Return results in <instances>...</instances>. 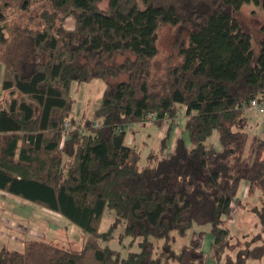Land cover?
I'll return each mask as SVG.
<instances>
[{
	"label": "trees",
	"instance_id": "obj_1",
	"mask_svg": "<svg viewBox=\"0 0 264 264\" xmlns=\"http://www.w3.org/2000/svg\"><path fill=\"white\" fill-rule=\"evenodd\" d=\"M38 1V28L19 31L4 65L0 190L57 214L83 239L79 250L38 239L22 252L0 247V264H220L241 183L264 192V138L247 156L245 115L251 99L264 100V37L255 55L237 18L245 4L264 12V0H107L105 12L102 0H0V23ZM165 25L188 36L179 61L154 72ZM93 80L103 83L99 104L78 121L73 87ZM182 109L188 145L179 139L167 155ZM148 115L164 130L140 167L127 127ZM106 211L113 222L100 232ZM205 225L207 256L187 236ZM121 228L119 240L138 247L125 257L109 246Z\"/></svg>",
	"mask_w": 264,
	"mask_h": 264
},
{
	"label": "rangeland",
	"instance_id": "obj_2",
	"mask_svg": "<svg viewBox=\"0 0 264 264\" xmlns=\"http://www.w3.org/2000/svg\"><path fill=\"white\" fill-rule=\"evenodd\" d=\"M44 7L45 5L38 1L33 3L32 8L28 12L19 11L15 8L6 11L9 15L8 19L0 23V68L6 64L8 58L13 57L19 41L24 39V35L19 31L24 28H38L37 16ZM99 7L105 12L107 0H102ZM31 18H33L32 22ZM237 18L241 28L250 34L253 51L257 55L259 50L258 40L264 37L263 10L254 4H245L237 14ZM73 21V18H68L66 23H64L65 27L68 28L70 24L73 26ZM157 36L156 47L158 54L153 60L154 72H158L162 67L171 66L179 61L176 55L177 47L181 40L187 38L188 32L182 25H165L158 28ZM102 90L103 83L100 80H93L90 83L73 87V97L76 101L74 112L78 121H82L91 115L93 109L99 104ZM178 114L179 117L176 118L175 122L177 134L179 133L178 129H180L178 126L179 121H181L180 118L183 117L182 110H179ZM252 123L253 125L255 124L254 119H252ZM127 128L126 144L133 146L139 151V166L143 167L147 164L148 153L157 151L164 128L160 129L151 123H135ZM248 130L247 132L250 131ZM211 141H216V139L213 137ZM252 144L253 137L250 135L247 145V156ZM167 152L169 151L167 150ZM236 201H239V204L233 205V211L235 208L236 211L228 219L229 235L220 264H264V192L257 189L251 197L246 198L244 196ZM30 206L38 209L39 213L28 212V215L32 217L28 220L31 225L28 228L30 230L27 231V239L47 240L62 248L79 250L83 235H81V231L75 225L67 224L66 226L65 221L57 214H51L45 209L41 211V208H37L34 204ZM40 213L44 214L43 217L39 215ZM112 218L113 216L110 212L106 211L104 213L99 227L100 232L107 230L108 226L113 222ZM121 231L122 228L116 230L114 238L109 242L110 248L120 252L122 257H125L129 251L137 252V242L130 245V238L119 240L118 234ZM194 235L196 239L198 238L202 241L201 250L204 249L208 245L206 237L210 236L209 225L193 226L188 232V240H193ZM12 248H14L12 250L22 252L24 244L20 245L18 241Z\"/></svg>",
	"mask_w": 264,
	"mask_h": 264
},
{
	"label": "crops",
	"instance_id": "obj_3",
	"mask_svg": "<svg viewBox=\"0 0 264 264\" xmlns=\"http://www.w3.org/2000/svg\"><path fill=\"white\" fill-rule=\"evenodd\" d=\"M74 22V21H73ZM66 23V21H65ZM65 26V25H64ZM67 30H72L74 28V23L73 26L72 24L69 25V27H65ZM4 67L2 66L0 68V102L3 99V93L1 91V82H2V78H3V72H4ZM184 110L182 109V112ZM245 115L247 117V130L249 128V135H252L253 137V143L255 142L256 139L259 138H264V118L261 117L260 115L256 114L254 111L252 110H246ZM252 119L255 120V124L253 125L252 123ZM181 121H179V133L177 134L176 132V128L174 126V128L172 129L171 133H170V137L169 140L167 142L168 145V151L167 154L171 155L174 152L176 143L179 139H182L184 141V143L186 145H188V137L187 134L185 132H183L182 128H183V123H184V118H180ZM181 131V133H180ZM214 138L216 139V137L214 136ZM213 146L217 149L220 150V146L216 141H213ZM250 153V152H249ZM248 190V184L247 182L243 181L240 185V187L238 188L237 191V195H236V199L233 203V205L239 204V201H236L237 199L240 200L242 199L244 196H246V198L251 197L252 195L247 193ZM240 191V192H239ZM239 193L240 196H239ZM30 203L12 196L10 194H7L3 191L0 190V247H6L10 250L14 249L12 247H14L17 242H20V245L25 244V242L29 241L30 239H27L26 235H27V231L30 230L28 229L31 225L30 222H28V220L32 217L28 215V212L30 211L31 213H39L38 209H34V207H31L29 205ZM243 204V203H240ZM245 204V202H244ZM36 206V205H34ZM37 207V206H36ZM38 208V207H37ZM232 209V213H231V217L233 215V207ZM41 211H43V209H41ZM47 211V210H46ZM49 212V211H48ZM51 214H55L50 212ZM35 215V214H34ZM39 215H41L43 217L44 214L40 213ZM38 215V217L40 218V216ZM37 217V216H35ZM230 217V218H231ZM38 218V219H39ZM41 219V218H40ZM43 218H42V222H43ZM41 232H43L42 230H40ZM44 233V232H43ZM193 239H196V236L194 235ZM206 240L208 242V245L205 246L204 249H202L201 251L205 254V256H207L210 252L211 249V244H212V237L211 236H207ZM203 246V243L201 241V248ZM208 264H212V262L208 261Z\"/></svg>",
	"mask_w": 264,
	"mask_h": 264
},
{
	"label": "built area",
	"instance_id": "obj_4",
	"mask_svg": "<svg viewBox=\"0 0 264 264\" xmlns=\"http://www.w3.org/2000/svg\"><path fill=\"white\" fill-rule=\"evenodd\" d=\"M247 108L249 109V110H252V111H254L256 114H258V115H260L261 117H263L264 118V100H262V101H258L257 99H251L250 101H249V103H248V106H247ZM179 117V114L177 113V115H176V118H178ZM154 120V116H152V115H148L147 117H146V119H145V123L147 124V123H151L152 121ZM163 128H164V126H163ZM164 130V129H163ZM233 203L234 202H232L231 203V208L233 207Z\"/></svg>",
	"mask_w": 264,
	"mask_h": 264
}]
</instances>
